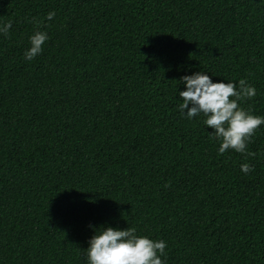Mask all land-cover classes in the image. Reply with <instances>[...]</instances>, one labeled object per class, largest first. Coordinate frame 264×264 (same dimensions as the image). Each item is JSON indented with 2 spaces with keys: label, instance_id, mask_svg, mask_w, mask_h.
Wrapping results in <instances>:
<instances>
[{
  "label": "trees",
  "instance_id": "trees-1",
  "mask_svg": "<svg viewBox=\"0 0 264 264\" xmlns=\"http://www.w3.org/2000/svg\"><path fill=\"white\" fill-rule=\"evenodd\" d=\"M8 20L0 264H86L90 224L164 240L166 264H264V125L219 154L177 107L204 71L264 115V0H0ZM33 20L49 38L28 61Z\"/></svg>",
  "mask_w": 264,
  "mask_h": 264
},
{
  "label": "clouds",
  "instance_id": "clouds-1",
  "mask_svg": "<svg viewBox=\"0 0 264 264\" xmlns=\"http://www.w3.org/2000/svg\"><path fill=\"white\" fill-rule=\"evenodd\" d=\"M54 15L55 12L49 11L44 19L52 20ZM31 22L33 32L28 37L29 46L23 52L28 61L42 52V45L49 38L42 21ZM11 27V20L0 22V36L7 37ZM179 81L184 90L179 91L182 102L177 106L178 115L188 120L202 115L203 125L212 129L209 136L218 142L219 154L229 149L246 153L255 131L264 125V115L253 114L238 102L254 97L255 87L245 79L214 82L204 71H193ZM251 167L247 162L241 163L240 171L247 174ZM89 228L93 234L87 241V248L82 250L86 264H166V242L162 239L139 234L135 227L120 229L90 224Z\"/></svg>",
  "mask_w": 264,
  "mask_h": 264
}]
</instances>
